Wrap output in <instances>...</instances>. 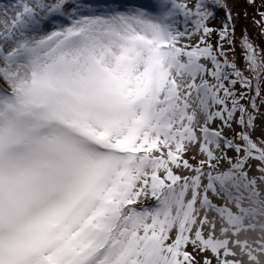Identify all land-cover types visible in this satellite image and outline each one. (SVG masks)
<instances>
[{
	"label": "snow or ice",
	"instance_id": "6c2138e0",
	"mask_svg": "<svg viewBox=\"0 0 264 264\" xmlns=\"http://www.w3.org/2000/svg\"><path fill=\"white\" fill-rule=\"evenodd\" d=\"M0 264H264V0L0 3Z\"/></svg>",
	"mask_w": 264,
	"mask_h": 264
},
{
	"label": "rangeland",
	"instance_id": "374dc122",
	"mask_svg": "<svg viewBox=\"0 0 264 264\" xmlns=\"http://www.w3.org/2000/svg\"><path fill=\"white\" fill-rule=\"evenodd\" d=\"M4 2H10V0H0V3H4ZM244 23H246V22L242 20L241 24H244ZM249 31L252 35H255L258 30L249 26ZM237 35H239V28L237 29Z\"/></svg>",
	"mask_w": 264,
	"mask_h": 264
}]
</instances>
